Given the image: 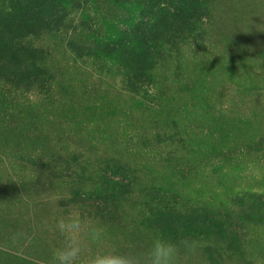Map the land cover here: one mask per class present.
<instances>
[{"label":"rangeland","instance_id":"obj_1","mask_svg":"<svg viewBox=\"0 0 264 264\" xmlns=\"http://www.w3.org/2000/svg\"><path fill=\"white\" fill-rule=\"evenodd\" d=\"M70 210L264 264V0H0V264Z\"/></svg>","mask_w":264,"mask_h":264},{"label":"clouds","instance_id":"obj_2","mask_svg":"<svg viewBox=\"0 0 264 264\" xmlns=\"http://www.w3.org/2000/svg\"><path fill=\"white\" fill-rule=\"evenodd\" d=\"M54 231L60 242L53 247L49 264H179L181 255L191 254L196 247L187 237L177 242L156 235L142 251L132 247L93 250V246L102 244L106 230L78 210L57 218Z\"/></svg>","mask_w":264,"mask_h":264}]
</instances>
